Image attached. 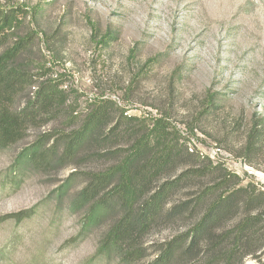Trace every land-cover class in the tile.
Wrapping results in <instances>:
<instances>
[{"label": "rangeland", "instance_id": "rangeland-1", "mask_svg": "<svg viewBox=\"0 0 264 264\" xmlns=\"http://www.w3.org/2000/svg\"><path fill=\"white\" fill-rule=\"evenodd\" d=\"M39 4L40 14L31 13ZM0 5L29 9L19 33H38L30 52L34 71L61 82L67 105L76 108L73 116L30 126L22 140L0 150V264H151L164 243L201 217L203 209L186 222L172 223L164 216L139 239V256L123 258L120 250H100L120 207L85 227L89 206H77L76 199L88 172L121 160L116 150L125 152L129 137L114 140L119 144L102 150L100 157L90 155L97 146H85L67 162L39 163L14 173L13 163L24 148L44 133L78 128L97 98L116 103L117 119L122 109L148 122L167 116L190 151L238 174L239 187L253 184L264 191V142L258 152H245L252 124H264V0H0ZM113 29L118 30L114 40L102 42ZM211 95L225 101L217 113L202 116ZM185 163L182 158L160 183L178 175ZM195 190L181 188L172 201ZM22 212L29 215L18 217ZM244 212L242 203L227 227ZM204 262L202 254L179 252L170 264ZM258 263L251 256L243 260Z\"/></svg>", "mask_w": 264, "mask_h": 264}, {"label": "trees", "instance_id": "trees-1", "mask_svg": "<svg viewBox=\"0 0 264 264\" xmlns=\"http://www.w3.org/2000/svg\"><path fill=\"white\" fill-rule=\"evenodd\" d=\"M27 10L22 5H0V150L22 140L30 126L58 120L62 115L73 116L76 111L67 105V92L61 82L42 78L34 71L35 59L30 52L38 33L35 29L19 33ZM42 10L43 4H39L31 13L37 15ZM117 33L114 29L108 31L102 42L114 40ZM24 96L23 105L14 108ZM223 101L222 95H211L202 107V116L217 113ZM115 106L110 99L92 100L78 128L55 135L44 133L24 148L13 163L14 173L39 163L67 162L85 146H97L90 155L100 157L102 150L119 144L114 140L129 137V148L125 152L116 150L121 160L105 170L88 172L86 185L76 199L77 206H89L85 227L100 223L120 207L121 214L104 236L101 251L120 250L123 258L139 256V239L164 216L172 223L186 222L203 209L191 228L163 244L151 264H170L179 252L185 256L202 254L203 264H243L249 256L264 264V191L253 184L239 187L238 174L199 151H190L186 143L180 142L167 116L148 122L122 109L117 119ZM263 142L264 124H252L247 133L246 155L258 152ZM60 150L55 159L53 155ZM182 158L186 161L182 171L160 183ZM206 177L210 180L203 186L191 185ZM187 186L196 190L186 199L172 201L176 191ZM242 203L244 214L228 228L226 223Z\"/></svg>", "mask_w": 264, "mask_h": 264}, {"label": "built area", "instance_id": "built-area-1", "mask_svg": "<svg viewBox=\"0 0 264 264\" xmlns=\"http://www.w3.org/2000/svg\"><path fill=\"white\" fill-rule=\"evenodd\" d=\"M246 168H247V170H249V172H250V173H253V172H254V170H253V169H251L252 167H250V166H247Z\"/></svg>", "mask_w": 264, "mask_h": 264}]
</instances>
